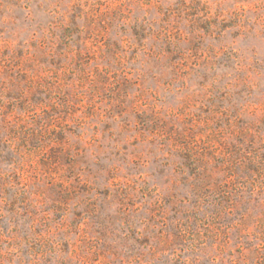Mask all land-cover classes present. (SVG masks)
Returning <instances> with one entry per match:
<instances>
[{
	"label": "rangeland",
	"instance_id": "rangeland-1",
	"mask_svg": "<svg viewBox=\"0 0 264 264\" xmlns=\"http://www.w3.org/2000/svg\"><path fill=\"white\" fill-rule=\"evenodd\" d=\"M0 264H264V0H0Z\"/></svg>",
	"mask_w": 264,
	"mask_h": 264
}]
</instances>
